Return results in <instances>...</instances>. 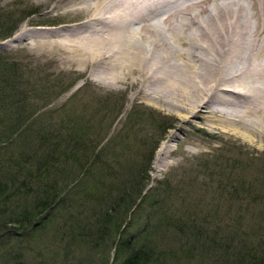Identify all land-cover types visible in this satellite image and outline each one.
<instances>
[{
    "label": "rangeland",
    "instance_id": "1",
    "mask_svg": "<svg viewBox=\"0 0 264 264\" xmlns=\"http://www.w3.org/2000/svg\"><path fill=\"white\" fill-rule=\"evenodd\" d=\"M86 14L0 0L2 22L27 32L0 37V264H120L121 240L159 243L166 230L148 264H264V149L226 110L222 125L187 121L138 86H102L56 36L41 45V27Z\"/></svg>",
    "mask_w": 264,
    "mask_h": 264
},
{
    "label": "bare ground",
    "instance_id": "2",
    "mask_svg": "<svg viewBox=\"0 0 264 264\" xmlns=\"http://www.w3.org/2000/svg\"><path fill=\"white\" fill-rule=\"evenodd\" d=\"M41 2L87 13L71 25L41 27L40 42L56 36L102 86H138L136 97L171 106L187 121L202 114L222 125L226 110L242 138L264 149V0ZM26 35L18 31L12 39ZM168 151L165 144L159 152L160 170Z\"/></svg>",
    "mask_w": 264,
    "mask_h": 264
},
{
    "label": "trees",
    "instance_id": "3",
    "mask_svg": "<svg viewBox=\"0 0 264 264\" xmlns=\"http://www.w3.org/2000/svg\"><path fill=\"white\" fill-rule=\"evenodd\" d=\"M4 16L7 20H5L3 22L1 20L3 17L0 16V21L2 22V25L3 26L5 25L3 27V29L0 30V37H3L6 39L8 37H11L14 34L18 25L15 22L12 24H9L8 17L6 15H4ZM6 24H8V25L6 26ZM250 188L253 189L252 187H250ZM8 190L9 189L7 188L6 185L0 184V195L3 194L2 196H4V197L6 195L9 196V194L7 193ZM37 212L38 211H34V212H30L29 214L35 215V214H37ZM27 215H28L27 212H25L24 216L19 215V220L14 219V220H17L14 223L17 225L25 226L24 223H25V220H27V218H28ZM182 219L184 220V218H182ZM182 219H180L179 221L182 222L183 221ZM170 222H172L171 219H170ZM182 223H183V226L184 225H185V227L188 226V225L184 224V221ZM147 224L149 225V222H147ZM183 226H181V227L184 228ZM0 228H1V230H0V234H1V231H4L3 225H1ZM179 230L184 231V229H179ZM202 231H203V229L198 227V228H196L195 234H198V236H199V235H201ZM13 232L16 233V231H14V230H13ZM228 232H230V231H228ZM228 232H226V231L220 232V230H218L214 234L216 235V233H218L219 236H221V235L227 234ZM171 235H172V232L170 231V233L168 234V231L166 230V232L163 233V237L159 243L156 242V239L149 237L150 239H146L143 243H141L137 246L136 245H133V246L130 245V243L127 239H125L124 241L121 240L120 244L118 246V250H119V253H122V255L125 257V259H121L120 264H148L149 260L152 257H154L158 254H161L160 252H164V251H158L157 245L161 244L163 241H165L167 243L170 240ZM165 247H166V245H165ZM229 248H231V247L227 246L226 250H230ZM161 249L163 250V246L161 247ZM166 249L169 250L171 248H170V246H168Z\"/></svg>",
    "mask_w": 264,
    "mask_h": 264
}]
</instances>
